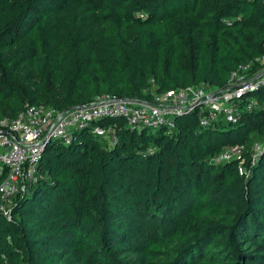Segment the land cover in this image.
Segmentation results:
<instances>
[{
    "label": "trees",
    "instance_id": "obj_1",
    "mask_svg": "<svg viewBox=\"0 0 264 264\" xmlns=\"http://www.w3.org/2000/svg\"><path fill=\"white\" fill-rule=\"evenodd\" d=\"M262 55L264 0H0V122L27 106L224 89ZM249 100L264 102V86ZM199 117L139 131L105 117L49 141L42 178L0 211V264H264V150L251 153L264 110L234 125ZM233 146L240 159L212 161Z\"/></svg>",
    "mask_w": 264,
    "mask_h": 264
},
{
    "label": "built area",
    "instance_id": "obj_2",
    "mask_svg": "<svg viewBox=\"0 0 264 264\" xmlns=\"http://www.w3.org/2000/svg\"><path fill=\"white\" fill-rule=\"evenodd\" d=\"M262 68L250 72L253 64ZM264 86V55L253 63L240 66L230 75L224 89L191 86L154 95L151 100H122L112 95L97 97L79 109L54 111L44 106H27L13 120L0 122V211L9 217V202L24 196L30 185L37 183L42 175L38 163L45 145L51 140L69 144L72 133L85 129L102 118L121 117L129 130L174 128V119L183 113L198 109L199 125L203 128L222 120L228 125L237 123L241 114L254 109L264 110V102H243V97ZM95 136L108 145L117 142L115 127L92 129ZM264 150V144L252 145L254 163ZM244 147L224 149L212 161L216 163L238 160ZM240 175L245 174L239 168Z\"/></svg>",
    "mask_w": 264,
    "mask_h": 264
},
{
    "label": "water",
    "instance_id": "obj_3",
    "mask_svg": "<svg viewBox=\"0 0 264 264\" xmlns=\"http://www.w3.org/2000/svg\"><path fill=\"white\" fill-rule=\"evenodd\" d=\"M80 108V106L79 107H75L74 109H79Z\"/></svg>",
    "mask_w": 264,
    "mask_h": 264
}]
</instances>
